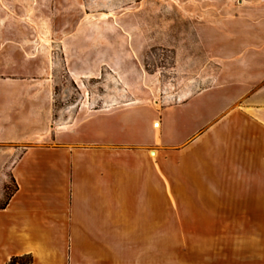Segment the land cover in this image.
<instances>
[{
  "label": "crops",
  "instance_id": "obj_1",
  "mask_svg": "<svg viewBox=\"0 0 264 264\" xmlns=\"http://www.w3.org/2000/svg\"><path fill=\"white\" fill-rule=\"evenodd\" d=\"M210 1L226 12L221 33L259 35L238 41L236 78L62 128L50 93L22 77L28 45L3 41L19 16L0 0V150L23 147L0 205V264H144V243L178 257L188 241L205 243V264H264V0Z\"/></svg>",
  "mask_w": 264,
  "mask_h": 264
},
{
  "label": "rangeland",
  "instance_id": "obj_2",
  "mask_svg": "<svg viewBox=\"0 0 264 264\" xmlns=\"http://www.w3.org/2000/svg\"><path fill=\"white\" fill-rule=\"evenodd\" d=\"M2 3L19 16L6 17L3 41L28 45L22 52L33 59L22 60V77L50 93L51 123L62 128H73L78 120L98 110L179 103L236 78L239 67L235 58L241 52L238 41L259 36L221 33V15L226 12L222 4L210 0ZM46 77L48 82L43 81ZM9 151L0 150L6 159L4 165L0 163V205L15 189L11 166L23 147ZM202 223L200 219L198 224ZM205 229L197 226L199 234ZM161 230L163 227H148L146 234ZM167 244L144 243L148 247L144 264H205L203 241L181 243L178 257L167 251ZM157 246L166 248L160 251ZM29 260L32 256H23L15 264Z\"/></svg>",
  "mask_w": 264,
  "mask_h": 264
},
{
  "label": "trees",
  "instance_id": "obj_3",
  "mask_svg": "<svg viewBox=\"0 0 264 264\" xmlns=\"http://www.w3.org/2000/svg\"><path fill=\"white\" fill-rule=\"evenodd\" d=\"M23 259V257H14L8 264H15L18 261H21ZM32 262V260L29 261H24V262H19L20 264H30Z\"/></svg>",
  "mask_w": 264,
  "mask_h": 264
},
{
  "label": "bare ground",
  "instance_id": "obj_4",
  "mask_svg": "<svg viewBox=\"0 0 264 264\" xmlns=\"http://www.w3.org/2000/svg\"><path fill=\"white\" fill-rule=\"evenodd\" d=\"M154 125H155L156 127H158V126H159V123H158V122H155Z\"/></svg>",
  "mask_w": 264,
  "mask_h": 264
}]
</instances>
